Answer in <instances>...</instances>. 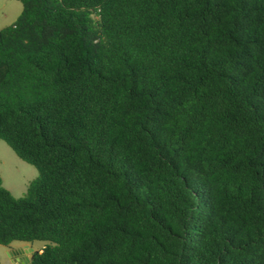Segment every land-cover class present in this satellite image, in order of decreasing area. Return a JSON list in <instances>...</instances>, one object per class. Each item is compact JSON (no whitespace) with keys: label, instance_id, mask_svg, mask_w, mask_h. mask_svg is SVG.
I'll return each instance as SVG.
<instances>
[{"label":"trees","instance_id":"trees-1","mask_svg":"<svg viewBox=\"0 0 264 264\" xmlns=\"http://www.w3.org/2000/svg\"><path fill=\"white\" fill-rule=\"evenodd\" d=\"M0 29V244L27 264H264V0H20Z\"/></svg>","mask_w":264,"mask_h":264},{"label":"rangeland","instance_id":"rangeland-1","mask_svg":"<svg viewBox=\"0 0 264 264\" xmlns=\"http://www.w3.org/2000/svg\"><path fill=\"white\" fill-rule=\"evenodd\" d=\"M22 10L20 0H0V29L15 21ZM39 176L38 169L16 155L8 144L0 139V177L2 185L15 197L25 195L30 181ZM34 252L45 244L44 241H33ZM18 244V241L14 242ZM7 252V248L0 244V264H17Z\"/></svg>","mask_w":264,"mask_h":264},{"label":"crops","instance_id":"crops-1","mask_svg":"<svg viewBox=\"0 0 264 264\" xmlns=\"http://www.w3.org/2000/svg\"><path fill=\"white\" fill-rule=\"evenodd\" d=\"M14 242L15 241L5 246L7 252L14 258L13 261H16L17 264H26V257H31L34 252V248L32 247L34 242L18 241V244ZM43 246L44 244L37 250L40 251Z\"/></svg>","mask_w":264,"mask_h":264},{"label":"water","instance_id":"water-1","mask_svg":"<svg viewBox=\"0 0 264 264\" xmlns=\"http://www.w3.org/2000/svg\"><path fill=\"white\" fill-rule=\"evenodd\" d=\"M30 258H31V257H29V256L26 257V264L29 262Z\"/></svg>","mask_w":264,"mask_h":264}]
</instances>
